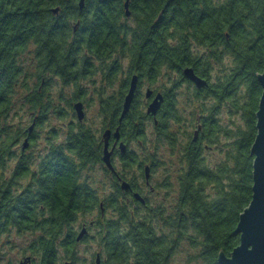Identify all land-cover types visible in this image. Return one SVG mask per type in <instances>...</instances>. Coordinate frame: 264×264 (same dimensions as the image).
<instances>
[{"label": "trees", "instance_id": "trees-1", "mask_svg": "<svg viewBox=\"0 0 264 264\" xmlns=\"http://www.w3.org/2000/svg\"><path fill=\"white\" fill-rule=\"evenodd\" d=\"M67 1L73 4H67ZM84 0V7H90ZM115 1L114 4H104L103 13H96L101 24H113L111 17L124 16L123 5L127 0ZM137 0H129V6ZM165 0H143L146 5L153 4L157 12L162 9ZM178 1L171 10L170 20L165 21V29L173 27V45L168 48L166 39H157L156 54L146 52L134 54L141 65L154 66L159 71L161 65L171 64L180 71L185 67H193L196 75L205 74L208 78L212 66L217 62L224 66L223 75L217 77L211 85L208 96L216 105L205 110L210 118L215 117L219 104L235 98L243 91L240 101L235 103L236 110L242 114L245 127L238 125L237 130L220 126L214 122L209 131L200 135L199 142L194 141V133L185 129H172L165 123L160 129L159 144L168 143L172 154L178 155L185 169L179 178V201L169 217L160 209L152 212V216H141L140 221H134L128 212L113 203L115 216L106 221L104 234L100 235L101 252L98 254L106 260V264H171V258L176 246L187 241L198 249L193 257L199 264H218V255L223 251L230 255L239 245V236L234 232L239 217L252 200L253 161L250 154L254 143L256 130V112L262 94V88L257 75L264 71V0H173ZM80 0H0V167L9 157L12 144H15L22 134L23 128L12 131L8 115L14 103L26 89L23 77L26 63V51L30 44L36 47L50 48V33L57 19L68 15L67 10L79 7ZM78 3V4H77ZM115 8V12L107 9ZM59 8L54 14L52 9ZM88 14H85L87 16ZM84 21V20H83ZM55 47H62V39L56 37ZM142 42V43H143ZM201 46L208 47L207 53L197 52ZM196 50V51H195ZM155 59V60H154ZM229 60V66L225 65ZM203 65V66H202ZM47 70V69H46ZM69 70H61L65 75ZM67 80L68 76L65 77ZM37 89V88H36ZM29 95L31 108H37L44 98L35 92ZM238 98V97H237ZM197 95L189 98V104L196 102ZM44 107L47 104L43 105ZM173 101L168 111L175 124L183 121L180 110ZM197 107V106H196ZM201 105H199V108ZM206 108V107H204ZM197 110V109H196ZM191 112V115L195 114ZM136 119H125L122 131L131 138L144 139L143 125ZM225 137L227 142L222 141ZM181 137L193 142L182 144ZM199 137V136H198ZM203 143L214 147L205 150ZM215 147L219 155L217 162H210L206 154L215 155ZM72 156H62L63 159H76L75 177L68 176L58 181L51 180V185L45 190L39 200L43 205L45 220L42 228L43 243L36 247L41 255L40 264H60L62 259L79 261L78 247L75 242V227L81 216L92 214L99 205L95 189L100 186L95 175L80 181V171L83 167L92 165V170L101 162L102 153L99 141L93 131L81 128L76 130L69 147ZM63 171V169H62ZM62 180V181H61ZM66 183L65 189H56V183ZM4 182V179H0ZM2 202V216L7 222L25 223L18 214L8 213L9 205L5 198ZM114 204V205H113ZM107 207V206H105ZM8 213V215H7ZM31 223H37V215L32 216ZM94 220V219H93ZM93 229L101 227L100 221H92ZM123 225L125 229H123ZM3 230V229H2ZM68 234L69 243H49L48 239H62ZM57 235L59 236L57 238ZM76 248V254L72 250ZM33 251V250H32ZM103 254V255H102Z\"/></svg>", "mask_w": 264, "mask_h": 264}, {"label": "flooded vegetation", "instance_id": "flooded-vegetation-1", "mask_svg": "<svg viewBox=\"0 0 264 264\" xmlns=\"http://www.w3.org/2000/svg\"><path fill=\"white\" fill-rule=\"evenodd\" d=\"M66 3L73 4L71 1ZM109 3L114 4L115 1L92 0L89 2V8L85 6L83 9L74 7L67 10L68 15L55 22L54 28L57 31L50 33L52 38L50 42H47L50 48H45V44L42 47H36L31 43L26 51L23 77L27 86L24 90V104L28 109L25 114L28 122L23 128L20 138L15 144H12L4 166L0 167V179H4V182H0V199H6L7 205H9L10 219L12 215L18 214L26 221L25 223L7 222V217L2 216L0 200V243L4 238H8L6 243H11L12 235L25 237L23 240L28 243L27 254H21L13 264H21L24 261H27L28 264H40L41 255L35 249L44 242L42 228L44 227L45 213L39 200L51 185V180L58 181L66 176L75 177L76 166L80 162L73 158L63 159L61 157H73L69 147H71V138L76 130L85 128L93 131L85 124L90 113L95 119L101 120L97 134L94 131L93 133L99 141L102 156L107 145L108 152L111 154V168L107 166L102 157L101 162L95 166L94 170L89 164L79 169L81 183L84 179L90 180L94 173H101V176L100 186L95 189L99 205L95 207L92 214L81 216L77 222L74 239L76 243L83 245L94 239L100 243L99 234H104L106 221L109 220L106 214L117 215L114 209L109 207L113 203L112 201L119 209L121 207L128 212L136 222L140 221L141 216L153 217L152 212L156 209H160L165 217H169L179 201V194L174 190L176 186L179 187L182 170L177 179H174L169 166L171 162L160 159V149L163 146H168L167 142L165 145L158 143L161 138L160 129L164 123L166 124L164 126H169L171 129L176 125L171 119L168 108L173 101L177 107L180 102V89L189 90L190 97L188 96V99L195 98L197 95V101H203L209 97L208 92L215 82L214 76L212 73L208 78L205 74L197 75L207 80L209 84L205 88L198 89L184 76L186 68L194 70L191 66L185 67L182 72H179L180 69L177 66L164 64L161 65L159 71H156L154 66L150 65L146 68L147 66L139 63L138 58H134V54L147 51L145 46L148 43L150 44L148 52L151 55L156 54L158 38L166 39L168 48L173 45V27L168 31L164 29L165 21L170 20L168 16L171 15L173 6L176 3L178 5V1L165 0L162 9L157 12V8L152 3L146 5L143 0H137L132 6L133 9L129 6L130 16H126V8L123 5L125 15L111 17L116 21L113 24L104 25L98 21L96 13H103L105 10L102 6ZM107 11L115 12L116 10L112 6ZM85 14L88 15L84 17ZM56 37L63 40L62 47H55L56 42L53 39ZM142 39L143 41L148 40V43L141 41ZM196 50L203 54L207 53L209 48L201 46ZM218 65L216 62L212 66V72ZM62 69L69 71L66 75L65 73L59 74L58 72H61ZM67 76L68 80L65 78ZM135 76L138 80L134 99L129 112L121 120L124 103ZM85 78L89 79L85 87L77 85L78 81ZM56 79L65 84L55 92L57 99L55 96L52 98L51 94L53 93L50 91L52 89L51 81ZM35 89L37 90L35 93L42 96L44 100L37 108H31L28 98ZM158 96H162L160 109L156 115L149 114L148 108ZM77 103H81L83 106L85 115L83 120H79L75 109ZM44 104L47 106L44 107ZM206 109L208 107L197 109L195 120H191V123L187 124L189 126L187 132L190 134H193L198 126H201L196 143L199 142L200 135L209 131L212 124L217 122L216 116L211 119L210 114L205 112ZM53 118L67 119L69 122L64 124L61 131L56 130L43 141L44 134L41 131L43 122ZM128 118L142 121L137 124H142L144 127V139L131 138L123 133L122 125ZM177 126L181 132L185 131L182 125L177 124ZM106 131L110 132L107 141L103 137ZM117 132L118 138L116 137ZM181 140L182 144L193 142L186 137H181ZM25 141L28 142V146L24 149ZM44 142L45 144L42 145ZM149 142H151L150 146ZM37 144H41V148ZM122 146H125V150L122 149ZM203 147L205 150H214V147H210L206 143H203ZM124 183L128 184L126 189L123 188ZM66 186V183L60 185L59 181L55 188L65 189ZM172 195L175 203L168 204ZM161 196L164 201L158 202L157 197ZM36 215L37 223H31L30 221L34 219L31 217ZM91 215H94V218L88 220L87 217ZM92 221H100L101 227L94 228L97 229L95 235L92 234L94 230ZM83 228H87L88 232L83 239L78 241L77 236ZM123 229H125L124 225ZM47 240L49 243H57V245L70 241L67 232L64 233L62 239L47 238ZM72 252L75 255L76 248ZM67 262L74 263L71 259H62L63 264ZM103 264H106L105 259H103Z\"/></svg>", "mask_w": 264, "mask_h": 264}, {"label": "rangeland", "instance_id": "rangeland-1", "mask_svg": "<svg viewBox=\"0 0 264 264\" xmlns=\"http://www.w3.org/2000/svg\"><path fill=\"white\" fill-rule=\"evenodd\" d=\"M225 65H229V60L226 61ZM224 68L225 67L222 65L216 66V69L212 72V75L215 77V80L217 79L218 76H220L221 74L222 75L224 74L223 73ZM162 73L164 74L165 72H162ZM88 82H89V79L85 78L82 81H78L77 85L85 87ZM51 84H52V89L50 91L53 93L51 94V96L52 98L53 96H55L57 99V93L55 92H57L61 87H63V85L65 86V84L61 80H58V79L51 81ZM65 88H68V87H65ZM180 92H181V94L179 95L180 102L177 105L178 109L180 110L181 117L183 119L180 125H182L184 129L187 131L189 130L188 129L189 126H187V124L191 123V120H195V114L191 115L192 111H195L196 109H198L199 105H201V107L203 108L204 107H214L216 103L212 97H208L207 99L203 101H196L193 104L192 103L189 104L188 103L189 102L188 96L190 97L189 90L183 88V89H180ZM243 93H244L243 91H241L240 93L238 92L235 98L223 101V103L219 104V107H218V110L215 116H216L217 123L220 126L231 128L233 131L237 130L238 125H240L241 127H245V122L242 118V114L238 110H236V106H235V103L240 101ZM24 95H25V91L23 90L21 96L18 98V100L15 101L14 106L12 107V110L8 115L9 125L12 128V131L18 130L19 128L20 129L24 128L27 125L28 120H27V117H25V114H26V110L28 109L26 105L24 104V101H25ZM64 106H66V104H64ZM88 118L89 119H87L85 123L86 127L91 128L97 134V130L101 126V120L95 119L91 113L88 115ZM68 122L69 120L67 119L60 120V119L53 118V119L44 120L43 125L41 127V131H43V134H44L43 141H45L47 137L49 135H52L53 132H55L56 130L61 131L64 128V124ZM173 127L175 129L179 128L177 124L174 125ZM190 132H192V130H190ZM222 141L227 142L224 136L222 137ZM150 143L151 142H149V146H150ZM41 144H37V146L41 148V146L44 145L45 142L42 145ZM206 156L209 157L210 162H217V160H219V158H221L222 155L218 154L217 149L215 147V155L206 154ZM159 157L162 160L170 161L172 163V164L170 163L169 165L171 168V175H173L174 179H177L178 174L180 173L183 167L182 163L179 160V156L172 154V151L168 146H163L160 149ZM94 175L96 179L100 181L101 173H97V174L94 173ZM174 192L178 193L177 186ZM157 201L163 202L164 199L162 196L160 198L157 197ZM172 202L173 204L175 203V201L173 200V195H172V198L168 200V204H172ZM106 217L107 219H111L113 215H111V213H107ZM87 218L88 220H90L94 218V215L93 216L91 215ZM96 232H97V229H94L92 231V234L95 235ZM11 237H12L11 243H6V240H8V238H4L2 243H0V264H13V262L21 254H27L26 250H27L28 243H26L23 240L25 239V237H19L16 235H12ZM97 252L102 253V249L99 246V244L95 241V239L90 240L89 243L80 245L78 247L79 261L77 262V264H93L94 255ZM197 253H198V249L191 247L187 241H183L176 246L170 263L171 264H199L197 262H194V259H193V257ZM60 264H63V263L61 262Z\"/></svg>", "mask_w": 264, "mask_h": 264}, {"label": "water", "instance_id": "water-1", "mask_svg": "<svg viewBox=\"0 0 264 264\" xmlns=\"http://www.w3.org/2000/svg\"><path fill=\"white\" fill-rule=\"evenodd\" d=\"M84 0H80L79 8L83 9ZM126 16L131 15L129 10V0L125 3ZM54 14L59 12V8L52 9ZM184 76L189 81L193 82L198 89L207 87L209 84L207 80L198 77L192 68H186L184 70ZM138 78L135 76L131 82V90L126 97L124 103V110L122 112L121 120L129 112L131 104L134 99V92L136 89ZM257 80L262 88V94L258 104V110L256 112V130L257 134L254 143L251 147L250 154L254 158L253 161V186H252V200L249 206L244 209L243 213L239 217V222L234 232L239 236V245L228 256L223 251L218 255V264H264V71L257 75ZM162 96H158L156 101L153 102L149 108L148 113L156 115L161 106ZM82 104L77 103L75 109L77 111L79 120L84 119V112ZM201 126H198L194 132V141H197ZM118 132L116 137L118 138ZM110 136V132L106 131L103 135L104 139ZM107 144V143H106ZM28 142L25 141L23 148H27ZM125 150V146H122ZM110 152H108L107 145L104 149L103 161L111 168L110 164ZM128 187L127 183L123 184V188ZM139 198V195H137ZM1 212V204H0ZM87 228H83L77 236V240H81L87 234ZM21 264H28L27 261ZM65 264H71L69 262ZM94 264H103L101 255L98 254Z\"/></svg>", "mask_w": 264, "mask_h": 264}]
</instances>
